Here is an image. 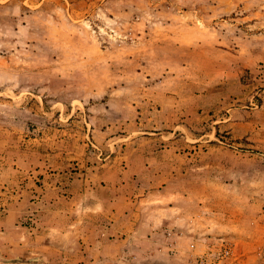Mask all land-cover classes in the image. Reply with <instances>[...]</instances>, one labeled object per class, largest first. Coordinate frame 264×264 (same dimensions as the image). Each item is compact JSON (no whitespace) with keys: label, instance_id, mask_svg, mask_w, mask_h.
<instances>
[{"label":"rangeland","instance_id":"374dc122","mask_svg":"<svg viewBox=\"0 0 264 264\" xmlns=\"http://www.w3.org/2000/svg\"><path fill=\"white\" fill-rule=\"evenodd\" d=\"M155 136L156 193L135 206L160 230L132 245L117 227L115 264H264V0H0V243L53 205L86 210L85 252L1 263L114 264L87 205Z\"/></svg>","mask_w":264,"mask_h":264},{"label":"crops","instance_id":"0c3cea01","mask_svg":"<svg viewBox=\"0 0 264 264\" xmlns=\"http://www.w3.org/2000/svg\"><path fill=\"white\" fill-rule=\"evenodd\" d=\"M148 141L149 144L147 145L148 149L146 153L143 151L140 155L136 154L137 163L135 170L132 171L130 168L128 170H122L124 174L122 181H124V184L115 186L114 182H110L108 185L102 187L103 195L94 199L95 201L92 204L87 205V211H90V213L96 216L99 215L109 218L110 221H112L110 225L114 228L111 231L109 230V232L108 230L101 231V228H99V230L106 235L101 236L99 240L93 244V257H98L99 261H104V259L109 257L108 259L114 262V264L116 263L120 255V246L122 245L120 244L119 236L116 235V232H118L116 230H118V228L124 227L126 229L124 233H133L132 235L126 236L123 240L121 239L123 244L128 242V244L131 243L132 245H134V243L135 245L138 243L145 244L148 240L152 239V236L149 238V235L160 230V216H155L151 213H147V215L141 214L142 208L135 206L138 197H145V202L146 198H150L151 194L156 193L153 191V187H155L154 183L157 177H160V137L155 136L149 138ZM135 174L136 177L134 178ZM56 175L58 176V174ZM130 181L132 184L129 183ZM158 192L160 193V191ZM119 193L120 195H117ZM142 203L143 199L140 204ZM146 203L148 205L146 208L147 210H160V204H158L160 203V196H157L155 201H147ZM75 204L77 205V203ZM75 204L72 205L74 206ZM73 206H71V208H73ZM51 210L52 211L49 212L51 214H48L49 218L47 219H44L41 215L44 211H48V208L47 210L44 209L38 212L37 215L39 218L33 220L34 228H28L27 232L21 230L23 235L19 233V230H16L20 227L16 228L13 224V231H18L16 233L14 232L16 241L18 237L17 244L15 242L8 243V240L4 238L0 243V249L3 251L10 248H12V251H16V248H21L23 250L30 249L31 253H33L34 250L38 251L43 249V251H46V253L48 252V254H59L60 256L69 251L85 252L86 247L84 244L86 241L83 237V231L86 224V210L84 208L82 211L78 210L77 206L76 217L69 219L67 217L68 208L66 211H63L64 209H61L59 205H53ZM15 222L16 221H13L12 223ZM254 225L256 228H254L253 237L257 236L258 239H262L264 236L262 230L264 229V219L259 218L256 220V224L254 222ZM196 228L195 226H189L187 229L195 231ZM180 232L185 233L183 230ZM37 233L40 234L38 235ZM128 237H132V239L129 241L130 238ZM38 240L44 242L43 245H41L42 247L35 248L29 245V243H34ZM26 244L29 246L28 248L23 247L26 246ZM87 249H89V247H87ZM0 264L3 263L0 262Z\"/></svg>","mask_w":264,"mask_h":264},{"label":"built area","instance_id":"2783aa9c","mask_svg":"<svg viewBox=\"0 0 264 264\" xmlns=\"http://www.w3.org/2000/svg\"><path fill=\"white\" fill-rule=\"evenodd\" d=\"M230 255V249L228 247H224V249L219 253L218 257L219 260L226 258ZM205 262V260L201 259L199 260L200 264H203Z\"/></svg>","mask_w":264,"mask_h":264}]
</instances>
